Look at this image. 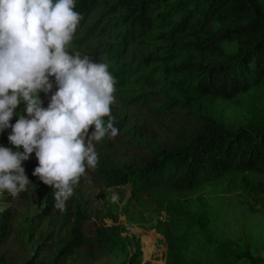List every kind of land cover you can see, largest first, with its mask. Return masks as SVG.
I'll return each instance as SVG.
<instances>
[{"label": "trees", "instance_id": "trees-1", "mask_svg": "<svg viewBox=\"0 0 264 264\" xmlns=\"http://www.w3.org/2000/svg\"><path fill=\"white\" fill-rule=\"evenodd\" d=\"M75 5L82 19L68 51L108 63L115 86L163 79L173 96L170 102L189 105L239 95L256 97L251 87H264V0H75ZM150 95L141 93L143 99ZM207 119L209 127L197 137L151 151L140 166L102 159L97 173L108 184H130L138 190L165 184L182 190L195 189L229 171L264 172V121L234 128L211 116ZM33 172L31 191L54 198L55 189ZM251 183L264 204V184ZM164 209L169 219L160 222V232L165 257L172 264H264L247 245L237 250L212 237L203 210L193 211L179 201H168ZM10 230V213L2 210L0 245ZM79 245L70 233L42 264L74 253ZM140 263L136 247L119 264Z\"/></svg>", "mask_w": 264, "mask_h": 264}, {"label": "rangeland", "instance_id": "rangeland-1", "mask_svg": "<svg viewBox=\"0 0 264 264\" xmlns=\"http://www.w3.org/2000/svg\"><path fill=\"white\" fill-rule=\"evenodd\" d=\"M127 47L129 57L131 45ZM161 81L145 84L132 80L115 86V101L110 107L119 131L113 138L93 142L98 162L108 159L120 166H140L151 151L197 137L209 127L207 116L234 128L264 121V87H251L256 97L239 95L237 99L215 98L189 105L170 102L173 96ZM49 82L51 91L38 93L44 108L57 90L55 78L49 77ZM142 92L152 95L143 99ZM24 109L21 102L9 123L14 124L19 115L26 116ZM92 131L90 126L88 135ZM10 134V127L0 130V146L16 151L8 140ZM21 166L29 179L38 166L35 153ZM251 182L264 184V172L229 171L195 189L173 190L161 184L138 190L130 184H108L96 167L86 168L60 210L54 198L31 191L30 181L29 188L16 197L0 193V211L11 216L10 235L0 245V264H42L43 259L56 254L70 233L80 245L52 264H119L128 260L136 247L141 251L140 264H172L165 257L166 244L160 232V222L169 219L164 209L168 201H179L193 211L203 210L212 237L229 242L237 250L247 245L264 262V204L253 192ZM114 194L118 196L116 202L111 200Z\"/></svg>", "mask_w": 264, "mask_h": 264}, {"label": "clouds", "instance_id": "clouds-1", "mask_svg": "<svg viewBox=\"0 0 264 264\" xmlns=\"http://www.w3.org/2000/svg\"><path fill=\"white\" fill-rule=\"evenodd\" d=\"M75 6V0H0V130L11 128L8 140L17 149L0 146V193L16 197L27 190L21 164L34 152L33 175L55 189L60 210L86 168L97 165L93 142L119 131L110 107L116 80L108 63L68 51L82 19ZM49 77L57 90L44 108L38 93L51 91ZM21 102L26 116L10 124Z\"/></svg>", "mask_w": 264, "mask_h": 264}]
</instances>
